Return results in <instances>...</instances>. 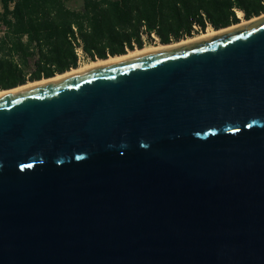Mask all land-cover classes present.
I'll return each mask as SVG.
<instances>
[{"label":"water","instance_id":"1","mask_svg":"<svg viewBox=\"0 0 264 264\" xmlns=\"http://www.w3.org/2000/svg\"><path fill=\"white\" fill-rule=\"evenodd\" d=\"M0 264H264V18L0 97Z\"/></svg>","mask_w":264,"mask_h":264},{"label":"trees","instance_id":"2","mask_svg":"<svg viewBox=\"0 0 264 264\" xmlns=\"http://www.w3.org/2000/svg\"><path fill=\"white\" fill-rule=\"evenodd\" d=\"M0 0V91L50 79L93 61L143 49L153 36L169 45L209 27L264 14V0Z\"/></svg>","mask_w":264,"mask_h":264},{"label":"bare ground","instance_id":"3","mask_svg":"<svg viewBox=\"0 0 264 264\" xmlns=\"http://www.w3.org/2000/svg\"><path fill=\"white\" fill-rule=\"evenodd\" d=\"M239 15H243L241 12H238ZM264 18V14L261 15L260 17H256L253 18L251 20H245L242 23H239L237 25L231 26L229 28L226 29H221V30H208L206 33H203L202 35L197 36L196 38H190L188 40H182L180 42H178L177 44H169V45H159V46H149V47H144L143 49H136L134 51H129L127 54L122 55V56H116V57H110L106 60H95L92 61L90 64L86 65V66H82V67H78L76 69H72L69 72H66L64 74H60L57 75L53 78L50 79H43L40 81H36V82H29L26 85L20 86L18 88H14L12 90H4V91H0V97L2 96H7L11 93L20 91V90H24V89H28V88H34V87H39L42 85H47V84H53L56 83L58 81H61L63 79L69 78L71 76H75L81 72H84L86 70L95 68V67H99V66H105V65H112L118 62H122L128 59H132L135 57H138L140 55L146 54V53H151V52H158V51H165V50H170V49H175L184 45H188L194 42H197L199 40L205 39V38H209V37H213L225 32H228L230 30H234L237 29L239 27L248 25V24H252L256 21H259L260 19Z\"/></svg>","mask_w":264,"mask_h":264},{"label":"rangeland","instance_id":"4","mask_svg":"<svg viewBox=\"0 0 264 264\" xmlns=\"http://www.w3.org/2000/svg\"><path fill=\"white\" fill-rule=\"evenodd\" d=\"M68 4H69V6L71 8L77 9V8L81 7L82 2H81V0H68ZM237 15H238V18L240 19V23H242V22H244L246 20V19H244L243 15H239V13ZM208 30H214V29L212 27H209L205 32H200L199 34H196V35H194L191 38H196L197 36L202 35L203 33H206ZM188 39H190V38H187L185 40H188ZM177 43L175 42V43H172V44H177ZM159 45H162V44L155 43V40H154L153 42H147L145 47L159 46ZM95 60H99V59H95ZM92 61H93L92 59L91 60H86L84 63H81L78 67L86 66V65L90 64Z\"/></svg>","mask_w":264,"mask_h":264},{"label":"built area","instance_id":"5","mask_svg":"<svg viewBox=\"0 0 264 264\" xmlns=\"http://www.w3.org/2000/svg\"><path fill=\"white\" fill-rule=\"evenodd\" d=\"M237 14H238V13H237ZM153 39L155 40V43H160V42H159V39H158L156 36H153ZM76 51H77V55H78V58H79V60H78L79 65H80L81 63H84L86 60H91V59H90V58L84 53V51H83V49H82L81 46L77 47Z\"/></svg>","mask_w":264,"mask_h":264}]
</instances>
